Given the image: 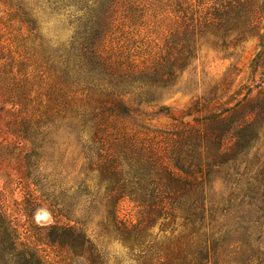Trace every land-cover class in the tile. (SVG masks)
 <instances>
[{
	"label": "trees",
	"instance_id": "obj_1",
	"mask_svg": "<svg viewBox=\"0 0 264 264\" xmlns=\"http://www.w3.org/2000/svg\"><path fill=\"white\" fill-rule=\"evenodd\" d=\"M29 1L0 0L6 13L0 17V47L16 37L9 54L18 68L0 79L4 84L15 74L19 104L37 103V92L51 104L44 118L38 103L27 109L33 117L25 119L26 127L60 119L90 131L89 174L97 175L104 192L114 238L139 264H264V252L251 243L254 227L264 228V158L251 155L264 145V37L258 23L264 0H44L53 11H68L73 32L61 43L43 36ZM167 11L174 21L157 51L133 40L136 28L151 26L148 17ZM205 33L224 49L257 38L258 51L245 71H228L192 103L185 114L190 122L172 130L132 127L146 116L143 107L156 101V91L171 88L190 67ZM224 168L234 186L226 201L233 208L216 218L205 184ZM80 191L89 195L86 184ZM125 200L134 207V220L121 214ZM244 208L254 213L240 215ZM226 218L231 221L223 224ZM71 223L44 227L42 244L69 259L99 264L81 226ZM0 264H50L20 240L1 198Z\"/></svg>",
	"mask_w": 264,
	"mask_h": 264
},
{
	"label": "rangeland",
	"instance_id": "obj_2",
	"mask_svg": "<svg viewBox=\"0 0 264 264\" xmlns=\"http://www.w3.org/2000/svg\"><path fill=\"white\" fill-rule=\"evenodd\" d=\"M29 4L43 36L45 34L52 43L65 42L71 37L73 29L68 26V11H53L44 0H30ZM5 14L0 5V17ZM152 15L145 20L151 26L138 27L131 36L157 51L155 45L161 47L174 19L170 11L158 12L154 18ZM161 22L164 23L160 25ZM258 23L259 34L264 37V16ZM15 43L16 37L11 36L5 47H0V66H3L0 74L14 73L18 69L10 61L9 54ZM257 43V38H251L236 49H224L218 45V39L205 33L195 44V58L190 67L181 73L171 88L156 91V101L143 107L146 116H141L135 125L131 123L132 127L146 125L156 130H172L182 121L190 122L191 118L185 114L192 103L221 83L228 71H245L258 51ZM14 75H10L4 84L0 79V198L20 240L34 245L50 264H86L81 258L69 259L42 244L47 240L44 227L68 226L72 225L71 221H76L97 250L99 264H139L111 233V216L103 200L104 192L98 188L97 175L89 174L92 159L90 131L82 126L81 132L77 131L74 125L60 119H55L54 123L41 119L37 128L26 127L25 119L33 117L32 113H26L27 109H36L38 103L44 118L51 104L40 100L41 92L36 94L37 103L19 104L15 98L17 83ZM243 77L242 74L236 79L230 92ZM254 154L264 158V145H259L251 155ZM229 175L226 168L215 170L205 184L208 207H214L216 218L225 216L233 208L232 204L226 203L234 187ZM81 184L88 186L89 195L80 191ZM120 208L123 216L134 220L135 210L129 200L123 201ZM54 209L65 216L53 215ZM248 212L254 213L251 208H244L240 215ZM254 217L245 223L248 225ZM229 221L226 218L223 224ZM158 232L159 226H156L153 233ZM251 243L254 249L264 252V228L260 225L254 227Z\"/></svg>",
	"mask_w": 264,
	"mask_h": 264
}]
</instances>
